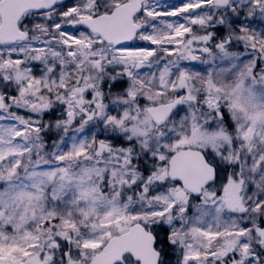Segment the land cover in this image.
<instances>
[{
	"label": "snow or ice",
	"instance_id": "1",
	"mask_svg": "<svg viewBox=\"0 0 264 264\" xmlns=\"http://www.w3.org/2000/svg\"><path fill=\"white\" fill-rule=\"evenodd\" d=\"M0 264H264V0H0Z\"/></svg>",
	"mask_w": 264,
	"mask_h": 264
},
{
	"label": "rangeland",
	"instance_id": "2",
	"mask_svg": "<svg viewBox=\"0 0 264 264\" xmlns=\"http://www.w3.org/2000/svg\"><path fill=\"white\" fill-rule=\"evenodd\" d=\"M168 2H169V3H174V2H177V0H168ZM193 63L197 64V67H199V68H203V67H205L204 65H199L198 62H193Z\"/></svg>",
	"mask_w": 264,
	"mask_h": 264
}]
</instances>
